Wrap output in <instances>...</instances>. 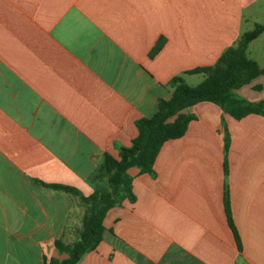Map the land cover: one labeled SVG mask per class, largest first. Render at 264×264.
I'll return each mask as SVG.
<instances>
[{"label":"crops","instance_id":"obj_1","mask_svg":"<svg viewBox=\"0 0 264 264\" xmlns=\"http://www.w3.org/2000/svg\"><path fill=\"white\" fill-rule=\"evenodd\" d=\"M263 23L264 0H0V264L65 259L54 243L78 240L86 208L50 185L89 197L104 155L130 146L173 77L199 84L187 71ZM236 93L263 101L264 75ZM184 112L195 120L152 173L128 170L135 201L107 212L77 264H264V117Z\"/></svg>","mask_w":264,"mask_h":264},{"label":"trees","instance_id":"obj_2","mask_svg":"<svg viewBox=\"0 0 264 264\" xmlns=\"http://www.w3.org/2000/svg\"><path fill=\"white\" fill-rule=\"evenodd\" d=\"M263 31L262 26L256 25L253 30L244 33L234 46L228 47L215 64L187 71V74L203 76L199 84L190 86L181 76L173 77L168 82V86L172 89L171 97L168 100H159L154 115L135 122L137 135L130 146L119 149L118 159L108 154L104 155L96 176L97 180L103 181V185L95 188L89 197L82 196L76 189L68 186L50 185L53 189L79 196L86 208V214L82 218V230L78 240L70 245L60 241L54 243L56 249L67 257L60 261L51 258L45 264H77L85 254L96 249L105 231L103 220L107 212L121 205L125 200L130 203L135 201L132 192L133 178L128 174V170L137 168L140 174L153 172L156 157L163 144L183 137L189 123L195 120V116L184 112L186 109L201 102H209L235 120H241L250 114L264 117V100L253 103L236 93L241 87L264 75V66L260 67L247 56L248 45ZM161 44L162 40L151 54L156 53ZM229 143V134L224 125L225 160ZM225 211L240 249L227 197H225Z\"/></svg>","mask_w":264,"mask_h":264},{"label":"rangeland","instance_id":"obj_3","mask_svg":"<svg viewBox=\"0 0 264 264\" xmlns=\"http://www.w3.org/2000/svg\"><path fill=\"white\" fill-rule=\"evenodd\" d=\"M262 25L264 26V23ZM250 57L260 67L264 66V37L260 40L255 41L254 44H252L250 48Z\"/></svg>","mask_w":264,"mask_h":264}]
</instances>
